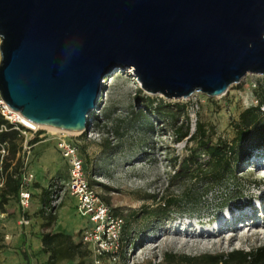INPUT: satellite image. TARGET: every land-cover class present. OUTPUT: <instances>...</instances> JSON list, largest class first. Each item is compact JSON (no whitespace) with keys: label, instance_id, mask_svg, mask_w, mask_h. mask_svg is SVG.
Returning <instances> with one entry per match:
<instances>
[{"label":"water","instance_id":"obj_1","mask_svg":"<svg viewBox=\"0 0 264 264\" xmlns=\"http://www.w3.org/2000/svg\"><path fill=\"white\" fill-rule=\"evenodd\" d=\"M129 67L169 100L264 75V0H0V96L29 121L88 131Z\"/></svg>","mask_w":264,"mask_h":264},{"label":"rangeland","instance_id":"obj_2","mask_svg":"<svg viewBox=\"0 0 264 264\" xmlns=\"http://www.w3.org/2000/svg\"><path fill=\"white\" fill-rule=\"evenodd\" d=\"M118 71L121 72L119 77H108L104 83V88L107 87L109 90V99L104 90L101 100L113 108L112 117L108 121L111 133H107L106 129L91 127L89 132L68 133V135L83 158L85 172L92 188L117 215L123 218L124 223H127L124 236L128 239L121 243L116 261L103 257L95 263L92 255L88 254L56 264H161L162 256L166 252L198 256L264 246V234H254L253 228L249 231L242 229L237 232V237L233 241L228 240L232 232L230 228L224 229V233L217 238H197L192 237V234L191 238L184 236L185 234L180 230L173 231L175 225L184 224L186 221L193 222L196 219L205 224L215 220V217L222 212L223 206L242 204L251 199L256 190L264 189V170H261L264 165L255 164L258 158L264 156V145L251 146L246 150L243 146H238L235 156L238 162L233 167V180L228 179L213 188L192 209L172 210L165 219L154 223L155 217L145 218L143 208L146 206L153 210L158 207L167 191L179 195L181 186L201 189L202 183L190 181L188 178L184 181H171L170 176L178 166V161L174 162L175 157L177 159L188 157L191 151L197 148L195 153L203 168L206 167L208 157L204 150L197 146L196 141L174 142L171 131L155 117H153L154 131L146 136L143 144L138 142L142 137L139 130L123 131L126 123L122 120L127 121L132 106L139 107L136 97L140 95L138 93L140 84L134 78L131 67L117 69L110 76H114ZM258 86L264 87V75L248 73L240 82L232 84L221 96L209 97L195 92L187 98L164 99L187 105L190 131L194 130L195 121H200L205 124V129L209 130L210 144L219 142L230 144L236 134L235 124L239 121V114L257 103ZM143 94L160 96L145 91ZM101 107L102 104L94 111L98 119L103 118L102 113L99 112ZM118 124L121 125L120 131L124 132V136L112 131ZM47 131L52 130L44 129L45 133ZM105 139L111 142L108 148L103 144ZM9 159L17 162L16 154ZM258 160L262 161V158ZM32 167L35 174L34 184L40 187L48 188L56 180L62 182L67 180V167L60 156L56 140L48 133L39 137V141L33 146ZM34 192L36 195L32 196V202L37 209L28 216L31 218V226L39 227L42 223V219L37 214L40 207L38 200L40 188ZM153 195L156 199L152 198ZM74 200L65 193L60 204L62 208L59 210V207V212L58 210L56 212V219L50 228H43V231L56 230L57 226L59 231L69 232L77 242L85 219L76 212ZM7 207L10 218L7 219L6 226L0 228V264H45L47 254L38 249L35 243L23 241L22 231L25 228L17 223L19 212L20 215L22 212L18 210L16 200L12 198L7 202ZM30 207L32 203L29 209ZM135 213L137 215L133 217ZM5 234L9 235L8 239L5 238ZM130 241L135 243L133 247L129 246Z\"/></svg>","mask_w":264,"mask_h":264},{"label":"trees","instance_id":"obj_3","mask_svg":"<svg viewBox=\"0 0 264 264\" xmlns=\"http://www.w3.org/2000/svg\"><path fill=\"white\" fill-rule=\"evenodd\" d=\"M120 74L121 72L118 71L114 76L109 77H119ZM103 82H106L105 78ZM257 89L259 92L257 94L259 96L257 103L254 106L246 108L239 114V121L235 124L236 134L233 141L230 144L224 142L210 144V140L208 139L209 130L205 129L206 126L204 123L195 121L194 130L190 131V119L186 104L170 102L160 96L152 97L143 94V89L139 85L138 93L140 95L136 97V100L139 102V107L132 106L131 115L127 121L122 120L123 123H126L123 131H128L129 129L139 130L142 137L138 142L143 144L146 136L154 131L153 117H155L163 123L162 125L164 127L171 131L174 142L182 140L196 141L197 146L201 147L208 157L205 168L198 162V156L195 153L197 148L192 150L188 157L182 159L175 157L174 162L178 161V166L170 176L171 181H184V179L188 178L190 181L202 183L201 189H195L194 186H181L179 195L167 191L162 198V202L158 204V207L153 210L151 208L148 209L146 206L143 208L145 218L155 217L154 223L165 219L172 210L188 211L192 209L213 188L228 179L233 180V167L238 162L235 157L238 146H243L245 148L244 150H246L251 146L264 145V111H262V107H264V87L258 86ZM105 95L109 99V90L107 87H105ZM102 97L103 93L99 96V106L102 104L99 112L102 113L103 118L98 119V115L92 113L91 117L95 118L92 127L106 129L107 133H111V130H109L110 127H108V121L112 117L113 108L102 102ZM2 121L0 117V122ZM102 121L104 122L102 123ZM121 128V125L118 124L112 131L119 136H124V132L120 131ZM0 139L8 141L10 156L14 157L18 149V143H20L17 140H21L17 136V132H4L0 135ZM38 140L39 138L34 136L31 139V143H36ZM241 143L245 144L242 145ZM103 144L108 148L111 142L105 139ZM111 150L113 151V149ZM18 165L19 160H17L13 167V171H16ZM9 166L10 162H5L3 165L6 180L4 188L0 193V207H3L7 203L8 197L15 198L18 193V182L10 176ZM33 185L40 188L38 196L40 207L37 210V214L42 219L40 226L42 229L50 228L56 219L57 211H49L51 208L53 186L55 184L52 183L48 188L40 187L34 183L32 184V188ZM152 198L156 199V196L153 195ZM136 215L135 213L132 216L136 217ZM126 224L124 223L121 232V243L126 242L128 239L124 236ZM40 241L42 252L47 254L45 264H56L64 260L72 261L76 258L91 254L90 250L82 245L79 240L75 242L72 236L65 232L44 231L41 233ZM134 244L132 241L129 242L130 247H133ZM161 264H264V246L248 250L233 249L229 252L201 254L198 256L178 255L172 252H166L162 256Z\"/></svg>","mask_w":264,"mask_h":264},{"label":"built area","instance_id":"obj_4","mask_svg":"<svg viewBox=\"0 0 264 264\" xmlns=\"http://www.w3.org/2000/svg\"><path fill=\"white\" fill-rule=\"evenodd\" d=\"M0 117L3 120L0 122V135L4 132L15 131L17 136L21 138L16 152V161L19 160L16 171H13L16 162L9 159V143L7 140L0 139V193L6 180L3 165L5 162H10L8 169L10 176L18 182V205L23 212L28 209L32 199V184L35 181V175L31 170L32 150L35 143H31V139L34 136L39 138L48 133L56 140V146L68 170V177L65 182L60 180L54 182L49 211L55 212L57 210L65 193L74 198L76 212L86 221V224L79 231V241L90 250L95 263H98L103 257L116 261L121 250V232L124 220L100 198L90 185L83 158L77 146L69 138L68 133H64L62 130L45 133L44 129H48L47 127H34L22 122L17 111L11 109L1 96ZM92 125L93 118L90 116L87 123L88 131L83 130L78 133L89 132ZM39 131L41 133L38 134ZM6 217V211L0 207V228L6 226ZM28 223L29 220L21 215L18 224L26 226ZM5 238L8 239L9 235L5 234Z\"/></svg>","mask_w":264,"mask_h":264},{"label":"bare ground","instance_id":"obj_5","mask_svg":"<svg viewBox=\"0 0 264 264\" xmlns=\"http://www.w3.org/2000/svg\"><path fill=\"white\" fill-rule=\"evenodd\" d=\"M17 113L22 122L34 127L41 126L29 121L19 112ZM47 128L52 131H59V129L53 127L47 126ZM62 131L64 133H76ZM256 157L258 158L259 155ZM261 158L262 161L258 160ZM261 158H258L255 161L256 165H264V156H261ZM261 170H264V168H261ZM252 196L251 199L244 201L242 204L223 206L222 212L215 217V220H210L205 224H202L196 219L193 222L186 221L184 224L179 223L178 226L175 225L173 231L176 232L177 230H180L181 233L183 232L185 234L184 236H190L192 234V237L197 238H217L224 233V229L230 228L232 232L228 237L229 241L236 239L237 232L242 229L244 231H249L253 228L254 234H264V189L256 190Z\"/></svg>","mask_w":264,"mask_h":264},{"label":"crops","instance_id":"obj_6","mask_svg":"<svg viewBox=\"0 0 264 264\" xmlns=\"http://www.w3.org/2000/svg\"><path fill=\"white\" fill-rule=\"evenodd\" d=\"M31 170L33 171V167L31 168ZM34 173V172H33ZM35 175V174H34ZM35 182V181H34ZM34 190H37V187H35L34 185H33V188L31 189V192H32V194L33 195H36V192H34ZM33 198V197H32ZM12 199V197L10 196V197H8V201L7 202H10V200ZM15 200H16V206H17V208H18V210L19 211H21L22 212V214L21 215H24L28 220H29V223L26 225V226H24V231H22L23 233H24V235H23V241L24 242H26V243H35V245H36V247L38 248V249H41L42 248V245H41V241H40V236H41V233L42 232H44L43 231V229L41 228V226H39V227H34V226H31V224H32V222H31V218L28 216L34 209H37V206L35 205V203H33L32 202V199H31V201H30V205H31V203H32V207H30V209H29V207H28V209L26 210L27 211V213H24L22 210H21V208L19 207V205H18V202H17V197H15L14 198ZM73 201V200H72ZM35 206H34V205ZM29 205V206H30ZM73 205H75V200H74V202H73ZM60 207V206H59ZM58 207V208H59ZM5 211H6V213H7V217H6V220H5V224H6V221H7V219H9L10 217H9V214H8V207H7V203L6 204H4L3 205V207H2ZM62 207H60L59 208V210L61 209ZM58 210V209H57ZM59 210H58V212H59ZM57 212V211H56ZM20 212H19V215H18V218H17V223H18V220H19V218H20ZM84 224H86V221H85V223ZM83 224V225H84ZM82 225V226H83ZM39 228H40V230H39ZM56 230H52V232H63V231H59V229H57V226H56V228H55ZM28 231H30L29 232V234H28ZM47 231V230H46ZM65 233H67V232H65ZM68 234H70L69 232H68ZM71 235V234H70Z\"/></svg>","mask_w":264,"mask_h":264}]
</instances>
